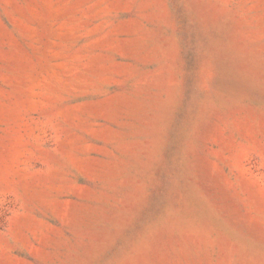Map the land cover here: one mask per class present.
I'll use <instances>...</instances> for the list:
<instances>
[{"label": "rangeland", "instance_id": "1", "mask_svg": "<svg viewBox=\"0 0 264 264\" xmlns=\"http://www.w3.org/2000/svg\"><path fill=\"white\" fill-rule=\"evenodd\" d=\"M0 264H264V0H0Z\"/></svg>", "mask_w": 264, "mask_h": 264}]
</instances>
